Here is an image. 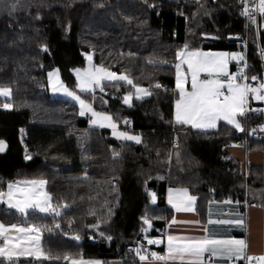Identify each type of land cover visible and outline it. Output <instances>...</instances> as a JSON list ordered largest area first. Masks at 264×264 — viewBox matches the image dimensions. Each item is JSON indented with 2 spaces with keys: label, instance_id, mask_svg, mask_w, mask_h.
Wrapping results in <instances>:
<instances>
[{
  "label": "trees",
  "instance_id": "1",
  "mask_svg": "<svg viewBox=\"0 0 264 264\" xmlns=\"http://www.w3.org/2000/svg\"><path fill=\"white\" fill-rule=\"evenodd\" d=\"M13 2L0 0V86L12 89L0 105H13L0 106V190L7 191V182L43 179L52 205L68 207L60 216L35 210L25 216L0 204L5 225L47 226L43 259L0 264H69L80 258L139 264L138 248L148 246V257L163 251L162 243L147 240L163 239L169 188L188 189L197 198L203 223L213 203L239 201L245 213L263 201L264 166L245 167L226 152L233 144L264 151L263 134L248 136L264 124L263 112L246 114L242 134L224 123L202 133L173 119L176 52L185 44L188 50L238 52L232 39L246 31L248 81L261 76L256 33L241 16L240 0H18L9 14ZM260 41L264 46V35ZM86 54L151 96L126 105L125 95L135 89L122 83L103 84L106 94L96 98L80 93L73 72L86 67ZM53 69L70 91L122 130L130 122L142 143L112 139L108 131L93 129L76 103L52 97L47 74ZM157 82L163 87L156 88ZM144 216L152 221L147 232L141 231Z\"/></svg>",
  "mask_w": 264,
  "mask_h": 264
},
{
  "label": "snow or ice",
  "instance_id": "2",
  "mask_svg": "<svg viewBox=\"0 0 264 264\" xmlns=\"http://www.w3.org/2000/svg\"><path fill=\"white\" fill-rule=\"evenodd\" d=\"M244 5L241 14L248 16L255 22L254 12L258 11L264 14V0H258L255 8L250 10L248 7V0H240ZM18 0L10 3L7 6L9 14L15 11L18 7ZM155 7V5H152ZM47 51V46H44ZM264 54V53H262ZM87 55V54H86ZM131 55V53L129 54ZM176 58L179 61L176 63L175 73V89L178 98L175 102V119L178 123L189 124L196 129H215L218 122L225 121L228 125L240 132H245L238 116H243L246 111H254L248 109L247 105L249 97L252 96L257 101H264V78L252 76V80L260 79L258 86H251L247 83L238 81H247L249 77L238 68L237 73H230L228 71V62L230 60L246 61L243 54H229L225 52H204L199 49L188 50V45L185 44L180 50L176 52ZM89 67L87 69H74L79 80L78 87L81 90H92L99 87L103 91L101 81H124L135 89L137 94L150 95L146 89L135 85L133 80L127 75L117 74L109 71L104 67H96L92 65V56L87 55ZM186 66V69H185ZM202 74H204L202 76ZM48 81L53 92L63 91L67 95L72 96L80 103V115L84 116L86 113H91V122L93 124L107 123L113 129V135L125 140H132L137 143L141 142L139 135H130L127 132L117 131V125L112 121V118L104 113L96 112L91 104L81 100L79 96L67 89L59 79V69H54L48 72ZM156 88L163 87L158 82L155 84ZM167 90V89H165ZM12 89L8 86H0V96L11 97ZM133 93L129 92L124 97V102L130 104ZM5 109L12 108L11 103L0 105ZM264 111V110H261ZM264 131V125H260ZM252 129V132H255ZM238 146V145H237ZM5 150V142L0 140V152ZM26 159H31L26 156ZM47 181L43 179H33L17 182H7V191L0 190V201L8 203L9 207L16 208L23 215L28 214L29 209H38L40 212H51L56 216L61 215V211L67 208L68 205H52V197L44 191V185ZM152 200L155 202L156 194L152 193ZM196 200L195 196L189 194L188 189H169L168 203L172 204L176 211H194L193 204ZM231 203V201H225ZM239 204V201L236 202ZM144 225L141 231L147 232L152 227V221L147 216L142 217ZM209 223L235 224L243 225V219L235 220H221L211 221ZM60 225L56 224L55 228ZM96 227V225H93ZM47 228L46 225L28 224L27 226L11 224L5 225L0 222V257H5L9 261L18 255H28L37 258L45 257L46 254L40 246L42 231ZM15 231L17 235L13 237L9 233ZM51 231V228L47 229ZM104 235L103 232L100 233ZM77 235L75 239H79ZM111 240L112 237H107ZM168 241V255L160 256L157 253L151 255L159 260H184L186 257L192 258L203 264L202 257L205 253H210L211 256H219L227 258L228 260H246L247 264H264V255L254 256L248 254V243L244 239H236L235 237L227 238H211L204 237L202 239L190 238L186 243H177L175 236L169 235ZM148 244L162 243L160 240L148 239ZM140 249L136 250L137 255L141 260H146L148 257L140 255ZM64 259H69L65 257ZM70 264H103L99 260H85V259H70Z\"/></svg>",
  "mask_w": 264,
  "mask_h": 264
},
{
  "label": "crops",
  "instance_id": "3",
  "mask_svg": "<svg viewBox=\"0 0 264 264\" xmlns=\"http://www.w3.org/2000/svg\"><path fill=\"white\" fill-rule=\"evenodd\" d=\"M262 28H263L262 33L264 35V19L262 21ZM204 52H225V53H229V54H240L239 52L230 53L227 51H204ZM178 62L179 61L177 60V63ZM239 62L240 61H237V60H230L228 62V71L230 73H232V66L238 64ZM91 63H92V65H94L96 67H100L94 63L93 56H92ZM88 67H89V61L87 59L86 67L81 69V70L87 69ZM185 69H186V66H185ZM73 74L76 78L77 84H79V80L76 76L75 71L73 72ZM203 75L204 74H202V76ZM59 79H60V81L63 82L60 71H59ZM47 81H48V75H47ZM114 83L127 84L124 81H120V82L107 81V80L101 81V85H103V84H114ZM63 84L66 86V84L64 82H63ZM48 87H49V93L52 97L58 96V97H54V98H64V99L70 100V101L76 103L80 108L79 101L74 99L72 96L67 95L63 91L53 92L52 88L49 84V81H48ZM78 90L80 93H83V94H91L93 96V98H96V96H98V95H105L106 94L105 91H101L99 87H96L94 91H92V90H81L79 87H78ZM132 93H133V96H132L131 103L134 100L135 101L136 100L137 101H143V100H145L151 96V94L150 95L137 94L135 92V90ZM76 95L79 96L78 94H76ZM79 97L81 100H84L81 96H79ZM84 101L86 103L90 104L88 101H86V100H84ZM130 104H126V105H130ZM91 106L95 110V108L92 104H91ZM175 111H176V108H175V103H174L173 119H174L175 124L190 127L191 129H193L195 131L202 132V133L216 132L222 123L227 124V122H225V121H220V122H218V126L215 129H196V128H193L189 124L178 123L175 119ZM244 115L242 117H240V121H241L243 127H244V124H243ZM83 117H89L90 120L92 119L91 113H86ZM112 121H113V119H112ZM116 125H117V131H119V132H127L130 135H139V134L133 133L131 131H124L119 127L118 124H116ZM91 126L93 129H96V130L108 131L110 133L111 138L118 141V142L132 143V144H136V145H139L142 143V138H141V142L137 143V142L132 141V140H125V139L119 138L118 136H114L113 135V129L111 127H109L107 125V123H104L102 126L99 123L93 124L91 122ZM228 126L234 128V126H232V125H228ZM238 132L241 133L240 131H238ZM226 152L232 158H234L236 161H239L245 167L251 168L254 166H264V151L263 150L255 149L252 151H247L246 145H244V144H233V145L227 147ZM169 189L178 190V189H184V188H169ZM169 189H167V192H166V205H167V208L170 212V220L166 225V228H165V231L163 234V239L160 240V241H162V250L164 251L165 256L169 254L168 253V241H167V237L169 235L175 236L177 238V243H180V244L186 243L190 238L202 239L204 237H211V238L235 237L236 239L246 240V242L248 243V249H247L248 254L254 255V256L264 255V194H263V201H261L260 203H257V204L248 205L245 213L241 212V208H240L239 204H237L233 200H229V201H231V203H225V202L213 203L209 207V214H208L207 222L203 223L201 221L198 213H197V210H196L197 198L193 204L194 211H176L175 208L173 207V205L168 203ZM189 194L191 195L190 192H189ZM254 196L256 197V195H254ZM2 204H4V203H2ZM238 218L244 220L243 225L209 223V220L221 221V220H235ZM9 234L12 235L13 237H15L17 235V233L14 230L11 231ZM40 246L43 249L42 235H41V240H40ZM140 255H142V254H140ZM19 259L40 260V259H43V257L37 258L34 256H28V255H18V256H15L13 258V260H19ZM201 259L203 261V264H230V261H231V260H228L227 258H224V257L211 256L210 253H205ZM1 260H8V259L5 257H0V261ZM85 260H87V259H85ZM233 260H235V259H233ZM99 261H102V260H99ZM235 261L247 262L246 260H235ZM102 262H103V264H124V262L122 260H114V261H110V262L102 261ZM69 264H70V261H69ZM139 264H200V262L196 261L192 258H188V257H186L184 260H179V259L171 260V259H169L166 261H162V260L156 259L152 255H150L146 260H141L140 256H139Z\"/></svg>",
  "mask_w": 264,
  "mask_h": 264
},
{
  "label": "built area",
  "instance_id": "4",
  "mask_svg": "<svg viewBox=\"0 0 264 264\" xmlns=\"http://www.w3.org/2000/svg\"><path fill=\"white\" fill-rule=\"evenodd\" d=\"M256 3H258V0H248L249 9L253 10L255 8V4ZM241 7L243 8L244 5L241 4ZM241 11H242V9H241ZM254 15H255V22H253L251 19H249L248 16H245V15L241 14V16L245 20L247 26H250V27L254 28V30H255L256 37H257V43H258L259 55H260V59H261V68H262V74H261L260 78H264V54H262V53H264V46L261 44V41H260V36L263 35V33H262V30H263L262 21L264 19V14H261L258 11H256V12H254ZM232 40L237 44V46L239 48L238 52L240 54L244 55L245 61H246V65H247V60H246V51H247V42H248L247 32L245 31L242 34L236 35L235 37H233ZM238 68L243 69V71L247 74V66L244 67V61H240L238 64H236L234 70L232 71V73H237L238 72ZM238 82L247 83V84H249L251 86H258V84L261 81H260V79H258V80L255 81L256 83H249L248 80L247 81H238ZM247 108L248 109H252L254 111H246L243 120H245V116H246L247 113H260V112L264 113V111H261V110H264V101L258 102L257 100H255L254 97L250 96ZM126 128L127 129L124 130V131H132L133 130L132 124L130 122H128L126 124ZM252 129H255L256 131L252 132ZM252 129L249 131V134H248V136L250 138L256 137L259 134H263V138H264V131L261 130L260 126L259 127H254ZM245 132H246V130H245ZM242 133H244V132H241L240 134H242ZM139 249L141 250L140 253L142 255H148L149 252H150L148 246L140 247ZM134 252H135V248H131L128 251L129 254H133ZM158 254L160 256H165L164 251L159 252ZM162 261H166V260H162ZM230 264H247V262H238V261H235V260H231ZM253 264H255V262H253Z\"/></svg>",
  "mask_w": 264,
  "mask_h": 264
},
{
  "label": "rangeland",
  "instance_id": "5",
  "mask_svg": "<svg viewBox=\"0 0 264 264\" xmlns=\"http://www.w3.org/2000/svg\"><path fill=\"white\" fill-rule=\"evenodd\" d=\"M85 57L87 58V55H86ZM53 97H58V96H53ZM4 98H5V97L0 96V99H4ZM258 102H261V101H258ZM240 117H242V116H238L237 118L240 119ZM25 180H28V179H23V180H18V181H25ZM15 182H17V181H15ZM44 191H45L46 193H48V192H47V188H46V184L44 185ZM228 201H229V200H228ZM2 203H4V204L6 205V207H8V208H10V209L17 210L16 208L9 207L8 203L6 202V199H5L4 201H0V204H2ZM31 210H35L36 212H38V213H40V214H42V215H47V214H50V213H51V212H48V213L40 212L38 209H35V208H33V209H29L28 211H31ZM17 211H18V210H17Z\"/></svg>",
  "mask_w": 264,
  "mask_h": 264
}]
</instances>
